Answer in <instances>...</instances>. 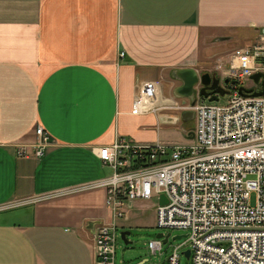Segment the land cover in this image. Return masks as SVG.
Returning a JSON list of instances; mask_svg holds the SVG:
<instances>
[{"label": "crops", "instance_id": "obj_1", "mask_svg": "<svg viewBox=\"0 0 264 264\" xmlns=\"http://www.w3.org/2000/svg\"><path fill=\"white\" fill-rule=\"evenodd\" d=\"M263 29L264 0H0V264H94L88 224L111 219L98 148L172 144L190 104L176 70L224 80Z\"/></svg>", "mask_w": 264, "mask_h": 264}, {"label": "built area", "instance_id": "obj_2", "mask_svg": "<svg viewBox=\"0 0 264 264\" xmlns=\"http://www.w3.org/2000/svg\"><path fill=\"white\" fill-rule=\"evenodd\" d=\"M256 72H264V29L257 44L233 51L225 104L201 97L182 107L193 112V127L185 131V136L193 132L190 143L137 144L118 136L98 148L99 159L112 170L98 182L106 190L111 219L94 228V264H114L117 221L134 200L152 197L157 200L156 227L186 232L166 264H179L185 249L191 264H264V94H252L261 89L250 78ZM246 77L250 86L243 84ZM35 133L39 157L50 136L40 125ZM25 149L19 146L16 155L25 156ZM251 193L254 204L249 203ZM162 243L151 240L148 248L162 254Z\"/></svg>", "mask_w": 264, "mask_h": 264}, {"label": "rangeland", "instance_id": "obj_3", "mask_svg": "<svg viewBox=\"0 0 264 264\" xmlns=\"http://www.w3.org/2000/svg\"><path fill=\"white\" fill-rule=\"evenodd\" d=\"M228 64L225 67H228ZM243 84L244 86H250L252 82L250 78L246 77L243 80ZM225 90L227 91L226 93L222 95L218 94L217 100L210 101V103L225 104L230 95L229 90L227 88ZM206 101L209 102L208 100ZM167 124L168 126L163 127L165 140L170 141L169 143L172 144L181 143L185 140L186 136L181 130L184 128L185 123L182 120L172 124L167 122ZM189 124L190 127H193V120H190ZM111 174L112 170L108 168L107 175ZM249 203H255V193H251ZM156 204L157 200L154 197L146 200H134L132 205L126 209L125 217L117 221L114 264H138L144 259L146 261L143 264H166L165 259L172 246L184 241V237L181 239H173L175 235L185 234L186 232L184 230L156 227ZM123 230L129 232L126 235L129 241L127 244L123 242L120 236V232ZM158 233H170V236L166 243H162V254H153L148 248V242L157 239L156 235ZM159 239L162 241V238ZM179 264H191V261L190 259H186L184 255H180Z\"/></svg>", "mask_w": 264, "mask_h": 264}, {"label": "water", "instance_id": "obj_4", "mask_svg": "<svg viewBox=\"0 0 264 264\" xmlns=\"http://www.w3.org/2000/svg\"><path fill=\"white\" fill-rule=\"evenodd\" d=\"M176 75L178 78L182 81V84L177 86L175 88L174 93L179 97L187 98L190 101V104H193L198 98H204L210 101H215L218 98V94H224L227 91L224 90L220 84H218L219 78L212 77L209 73H198L194 68L191 67H185V68H178L176 70ZM255 84H258L261 86V89L256 90L252 92L253 95H263L264 94V72H256L253 73L250 77ZM210 82L212 84H215L216 87H213L212 85L209 86ZM223 83H228L227 79L222 80ZM232 82V81H231ZM239 91H248L251 92L252 89H244L243 87L239 88ZM181 119L183 122H187L190 120H193V112L191 110H184L181 113ZM189 139H193V132L192 130L189 131V134L187 136ZM166 202V199L163 195L160 196L159 203L163 204ZM94 222H89L88 227L93 232V226ZM128 231H121L120 236L121 239L125 244L129 243V241L126 238V235H128ZM170 236V233H158L156 235L157 238H162V242L166 243L168 240V237ZM182 237H186L185 234H179L173 236V239H181ZM182 254L185 256L186 259H189L190 257V250L185 249ZM146 261V259L142 260L138 264H143Z\"/></svg>", "mask_w": 264, "mask_h": 264}, {"label": "flooded vegetation", "instance_id": "obj_5", "mask_svg": "<svg viewBox=\"0 0 264 264\" xmlns=\"http://www.w3.org/2000/svg\"><path fill=\"white\" fill-rule=\"evenodd\" d=\"M211 76L213 77L214 75H211ZM214 77L219 78L217 75H215ZM225 79H227L228 82L230 81L227 77H226ZM219 81H220V82H219L218 84H220V86H222V87L224 88V90H225V89H226L225 86H228V83H226V84L223 83L222 80H221L220 78H219ZM210 85H212L213 87H216L215 84H212V82H210L209 86H210Z\"/></svg>", "mask_w": 264, "mask_h": 264}, {"label": "trees", "instance_id": "obj_6", "mask_svg": "<svg viewBox=\"0 0 264 264\" xmlns=\"http://www.w3.org/2000/svg\"><path fill=\"white\" fill-rule=\"evenodd\" d=\"M189 122H190V121H188V122L186 123V125H187V126H186L187 129H190V128H191ZM134 167H135V166H134Z\"/></svg>", "mask_w": 264, "mask_h": 264}]
</instances>
